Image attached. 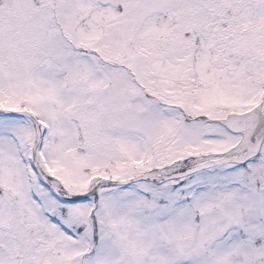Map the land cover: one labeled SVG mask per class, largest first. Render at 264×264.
I'll return each mask as SVG.
<instances>
[{"label":"snow or ice","instance_id":"obj_1","mask_svg":"<svg viewBox=\"0 0 264 264\" xmlns=\"http://www.w3.org/2000/svg\"><path fill=\"white\" fill-rule=\"evenodd\" d=\"M0 264H264V0H0Z\"/></svg>","mask_w":264,"mask_h":264}]
</instances>
